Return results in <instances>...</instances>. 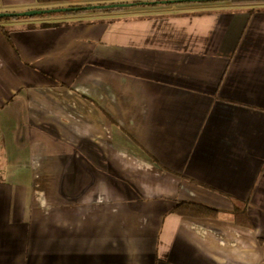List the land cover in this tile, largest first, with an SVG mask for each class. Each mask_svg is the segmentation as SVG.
<instances>
[{"label": "crops", "instance_id": "1", "mask_svg": "<svg viewBox=\"0 0 264 264\" xmlns=\"http://www.w3.org/2000/svg\"><path fill=\"white\" fill-rule=\"evenodd\" d=\"M125 8L0 23V264H264V2Z\"/></svg>", "mask_w": 264, "mask_h": 264}, {"label": "trees", "instance_id": "2", "mask_svg": "<svg viewBox=\"0 0 264 264\" xmlns=\"http://www.w3.org/2000/svg\"><path fill=\"white\" fill-rule=\"evenodd\" d=\"M161 1H166V0H125V1H120V2H110V3H101L98 5H103V6H110L107 8H101V9H95V10H84L83 7L86 6H91L89 4H80L78 3V0H38L39 4L41 5H46L47 7L44 9H51V8H75V10L70 11V12H65V13H56V14H45L41 15L40 17H46V16H51V15H67V14H84V13H114V12H119L123 11L126 8L122 6H114V5H121V4H134L135 6L138 5H162V3H153L152 2H161ZM220 1H232L235 3H257V2H264V0H218L217 2ZM216 2V1H215ZM211 2V3H215ZM203 4H208L210 2H200ZM23 17H17V18H3L0 19V23L10 21L13 19H21ZM0 32H4L5 35H8V31L5 27L0 25ZM234 206L237 212L244 210V207L241 206L237 201H234ZM174 212L178 215H183V216H197V217H215L218 214V211L209 208L207 206L201 205V204H196V203H185L181 202L178 203L175 208Z\"/></svg>", "mask_w": 264, "mask_h": 264}, {"label": "water", "instance_id": "3", "mask_svg": "<svg viewBox=\"0 0 264 264\" xmlns=\"http://www.w3.org/2000/svg\"><path fill=\"white\" fill-rule=\"evenodd\" d=\"M218 0H166L161 2H152L153 3H162V4H177V3H184V2H214ZM116 6H122V7H130L132 4H121V5H114ZM110 6H103V5H91L83 7L84 10H95V9H101V8H107ZM75 10V8H51V9H32L27 11H21V12H0V19L3 18H17V17H36L41 16L45 14H55V13H65Z\"/></svg>", "mask_w": 264, "mask_h": 264}]
</instances>
